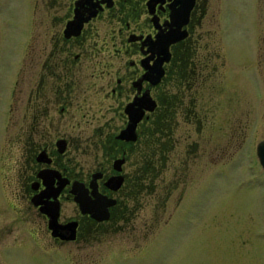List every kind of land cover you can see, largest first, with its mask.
I'll return each mask as SVG.
<instances>
[{
    "label": "flooded vegetation",
    "instance_id": "af4514ba",
    "mask_svg": "<svg viewBox=\"0 0 264 264\" xmlns=\"http://www.w3.org/2000/svg\"><path fill=\"white\" fill-rule=\"evenodd\" d=\"M211 1L20 0L12 13L26 24L16 34L10 92L2 95L7 157L0 169L12 172L19 214L36 234L53 244L99 240L139 209L158 208L159 192L163 207L184 182L185 172L176 165L169 172V163L196 160L203 130L215 129L211 82L228 64L226 55L211 63L222 46L212 50L209 39L233 16L218 14ZM262 16L254 10L251 30L241 31L255 46L259 75ZM7 228L0 217V243Z\"/></svg>",
    "mask_w": 264,
    "mask_h": 264
},
{
    "label": "rangeland",
    "instance_id": "374dc122",
    "mask_svg": "<svg viewBox=\"0 0 264 264\" xmlns=\"http://www.w3.org/2000/svg\"><path fill=\"white\" fill-rule=\"evenodd\" d=\"M211 5L218 14L233 16L223 17L214 27L216 37L209 39L211 49L216 40L212 50L222 46L220 57L211 63L224 62L226 55L228 64L224 74L222 69L214 72L211 82L216 90L212 92L215 129L210 135L203 130L196 160L184 167L177 166V159L169 163V172L175 165L185 172L184 182L163 207L158 186V208L139 209L128 223L112 226L99 240L53 244L49 235L36 234L33 224L20 216L12 172L0 169V217L8 226L0 243V264H264V170L255 150L264 138V67H259L263 72L259 75L255 46L250 36L241 34L251 30L254 10L264 12V0H212ZM20 8V0L0 4V162L3 158L4 163L2 95L10 92L13 67L19 62L14 43L26 22L12 11ZM258 26L260 31L264 28V16ZM258 60L264 65V54ZM30 85L31 79L21 84ZM232 131H238L234 138L229 137ZM175 150L178 156L182 143Z\"/></svg>",
    "mask_w": 264,
    "mask_h": 264
},
{
    "label": "water",
    "instance_id": "95a60500",
    "mask_svg": "<svg viewBox=\"0 0 264 264\" xmlns=\"http://www.w3.org/2000/svg\"><path fill=\"white\" fill-rule=\"evenodd\" d=\"M136 121V120H134ZM257 154L259 157V161L261 163V165L264 168V139L260 140L257 143ZM80 205L82 206L83 204L81 203V201H79ZM82 209H84V207L82 206ZM57 217H58V208L56 207L53 212L50 214V219H49V227L52 229V234L53 235H57L56 229L58 228V221H57ZM73 237V236H71Z\"/></svg>",
    "mask_w": 264,
    "mask_h": 264
}]
</instances>
